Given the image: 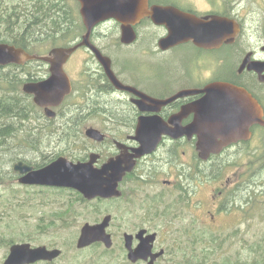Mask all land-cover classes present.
I'll return each mask as SVG.
<instances>
[{
    "label": "flooded vegetation",
    "instance_id": "1",
    "mask_svg": "<svg viewBox=\"0 0 264 264\" xmlns=\"http://www.w3.org/2000/svg\"><path fill=\"white\" fill-rule=\"evenodd\" d=\"M154 5L168 7L172 18L210 22L223 17L234 22L237 30L233 37H228L230 41L217 38L202 42L199 37L183 35L164 49L159 41L169 34L167 27L145 16L135 26V41L123 43L120 39L122 51L133 50L132 46L137 43L140 47L136 52L123 53L122 61L117 64L94 42L104 40L98 29L116 20L103 21L93 29L91 41L112 59V69L126 87L116 86L100 62L82 64L75 83L66 70V63L64 69L72 83L71 93L59 106L52 107L54 116H48L45 108L40 107L44 114L43 125L53 127L49 131L56 132L57 128V131L75 134L94 127L86 126L89 121L100 122L97 129L105 139L94 141L101 147L89 152L86 159L75 160L87 161L90 154L96 152L100 155L96 163L99 167L119 155H135V149L141 145L135 137L137 133H157L159 119L173 129L170 119L181 115V127L173 131L182 135L174 137L163 133L152 151L133 157L132 169L119 182V196L96 198L118 204L123 217V222L119 223L120 228H124L122 242L129 264H147V261L128 259L126 234L132 235V246L137 247L141 231H145L143 237L155 233L153 251L165 250L156 260L157 264L169 252L167 244L160 241L164 227L170 229L167 231L169 239L175 232L179 233L172 239L179 246L207 244L211 238L221 237L218 228L222 215L250 212L255 195L264 194V162L260 172L263 174L257 176L255 166L260 153L254 151L257 138L264 150V125L252 124L250 134L244 137L245 131L228 127L229 119L218 120L221 129L210 132L236 133L240 137L227 143L231 140L229 136H219L221 150L206 157L198 145L199 135L208 132L205 124L210 113L215 109L225 113L236 111L239 106L236 101L246 99L233 94L230 89L234 87L245 90L258 101L264 119V0H149V9ZM145 22L161 31L144 34L139 27ZM81 39L82 36L77 42ZM80 48L93 52L87 46L77 50ZM46 65L49 70L40 80L51 74L50 64ZM70 96L75 99L68 101ZM165 100L168 102H155ZM196 117L203 119V126L188 127ZM208 123L211 122L208 120ZM241 156L247 158L241 161ZM240 165L245 169L240 171ZM207 215L211 224L202 219ZM114 224L112 218L108 227L112 237Z\"/></svg>",
    "mask_w": 264,
    "mask_h": 264
},
{
    "label": "water",
    "instance_id": "2",
    "mask_svg": "<svg viewBox=\"0 0 264 264\" xmlns=\"http://www.w3.org/2000/svg\"><path fill=\"white\" fill-rule=\"evenodd\" d=\"M78 1L80 2V14L86 27V32L82 35V39L79 42L70 46L54 47L48 54L43 55L32 54L25 48L16 46L15 44L0 42V66L12 63L21 65L31 60H42L50 64L51 74L48 78L39 81H27L23 84L24 92L33 95L34 102L38 106L45 108L48 116L55 115L52 107L59 106L72 91V83L64 69V65L81 46H87L93 51L116 86L119 88L126 87L115 75L112 69V59L108 55H105L91 41L93 29L103 21L115 19L119 22L121 41L123 43H132L137 38L135 26L145 16H150L155 24L165 25L169 31V34L159 41V45L164 49L172 41H178L183 35H186V37H199L202 42L217 38L223 41L227 40L228 37H233L237 30V25L234 22H230L223 17H218L210 22L198 21L195 18L188 20H185L184 17L172 18L169 16L171 11L168 7L154 5L149 9V0ZM230 90L233 94L244 96L246 99L243 100L239 97L240 99L236 101L239 105L236 111L231 110L230 113H225L223 110L218 111L215 109L214 112L207 116L205 126L208 132L199 135L200 139L198 143L204 157L208 156L211 152H219L221 150V142L217 141L219 136H229L231 140L227 143L235 140V137L236 139L240 137L236 133L221 134L210 132L221 129L220 125H218V120L229 119L231 122L229 124L226 123L228 127L245 131L244 137H248L245 135L250 134V126L252 124L260 123L264 125L263 110L258 101L245 90L243 91L235 87ZM155 102L163 104L167 103L168 100ZM241 105H244V107L241 108ZM181 118V115H178L170 119L174 130L181 127ZM202 120L201 117H196L188 127H201L203 126ZM208 120L211 123H208ZM140 126H143V124ZM158 128L159 131L155 134L137 133L135 137L141 142V145L135 149V155H119L105 162L100 167L96 166L100 157L99 153L96 152H92L87 161H73L64 155H60L41 167H35L23 160L17 161L13 167L19 174V182L23 185L72 188L79 191L89 200L98 197L110 198L119 196L121 193L118 189L119 182L123 175L132 169L135 162L134 156L152 151L160 141L163 133L174 137L183 134L174 133L173 129L160 119ZM191 133L187 132L189 135ZM86 135L96 141H103L105 139V135L94 127L87 128ZM111 220L112 215L108 214L100 222L94 224L86 222L82 226L77 239V248L83 249L96 242H101L105 247L111 248L114 244L113 237L108 231ZM144 232L141 231L138 234L141 242L137 247L132 246V235H125L128 259L132 262L145 260L147 264H155L156 260L164 254L165 250L161 249L154 252L153 247L156 234H149L143 237ZM62 252L63 250L58 247L50 248L47 245L34 246L29 242L13 243L3 264H35L40 261H54L61 256Z\"/></svg>",
    "mask_w": 264,
    "mask_h": 264
},
{
    "label": "rangeland",
    "instance_id": "3",
    "mask_svg": "<svg viewBox=\"0 0 264 264\" xmlns=\"http://www.w3.org/2000/svg\"><path fill=\"white\" fill-rule=\"evenodd\" d=\"M67 2L73 7L75 15H77V12L80 14V4L78 0H68ZM139 30L144 34H149L152 31H161L158 27H154L149 22H145L144 25L139 27ZM98 32L102 34L104 40L98 41L96 39L94 42L96 41V44L104 50L106 54L113 57L115 63L119 64L123 59L122 54L127 51H122L120 49L122 46L120 42L121 27L118 25V22L112 21L103 24L98 29ZM132 47L133 50L131 51L136 52L137 48L140 47V43ZM52 48H54V46L47 44L43 48L44 54H48ZM131 51H128L127 54L131 53ZM87 62L89 64L99 63L96 56L93 55V52L85 48H80L75 54L73 53V56H71L67 62L66 70L71 78H74L75 83L78 82L76 78H79L78 69L81 68L82 64ZM34 65L36 66L38 74L44 73L45 71L43 70H49L46 63L42 62V60L34 63ZM7 73H12L9 67H0V76H5ZM21 90L24 92L23 85ZM31 98L33 100V95H31ZM74 99L75 98L72 96L70 101ZM37 116L41 117L38 119ZM43 121L44 114L39 107V109L34 112L32 118L26 121V123L17 130L16 136L12 138L9 143V145H11L10 149H0V174L4 177V179H2V177L0 178V264H3L10 252L11 245L6 246V241L11 238L17 239L15 243L29 242L34 246L47 245L50 248H61L63 250V256L58 257L55 260V264H129L127 263V257L122 242L124 228L121 229L119 225V223L123 222V217L116 202H108L104 199H93L92 201L88 200L84 202L79 200L76 193L74 191L73 193L72 190H48L42 192L40 189L41 186L39 185H23L19 182V174L13 167L17 161L12 162L9 160V152L11 150L13 152H21L20 155L22 157L35 160L38 159L39 155L43 152L53 155L64 148L63 145L65 142L62 140L59 142L56 138V134H52L51 137L44 136L43 142H39L40 153H25V151L31 149L30 146H26V144L23 143L27 142L26 134L30 133L29 127L40 126ZM98 123L100 122L96 120L89 121L87 124L85 122L84 124H86V126L92 125L99 128L97 125ZM44 126L47 133H56L55 131L48 130L53 129V127ZM42 130L44 132V128H42ZM84 131L74 134L76 141L71 145V148L78 153L81 152V154L86 152L89 153L92 150H98V147L101 146L95 144L94 139L88 137ZM23 135L25 137H23ZM21 143H23V145ZM254 143L255 154L260 153V156H257L255 166L256 175L258 176L262 171L264 150L260 139H255ZM62 155L68 157L65 154ZM246 158L247 157L241 156L240 160L244 161ZM244 167V165H240L239 170L242 171L245 169ZM262 174L263 172L260 175ZM258 194L259 193L255 195L252 201V204L254 203V208L252 205L250 209L253 208V210L250 212H239L238 214L233 213L221 216L220 228H218V234L221 237L218 240H222L223 244L220 248L212 246L205 250L208 254L205 260H202L204 259L203 252L204 246L209 245L208 242L207 244L205 242V244L198 246H186V244L179 246L176 241L172 240L179 236L178 232L174 231L175 235L169 239L170 232L167 233L169 228L164 227L161 229L160 232L163 235L160 241L163 244H167L169 252L157 264H181L182 261H186L187 259L192 262L191 264H232L238 257L244 258L250 256V262H254L257 257L259 264H264V194ZM210 207L211 201L208 205V208ZM245 207L248 206L246 205ZM62 210H67V214L70 215L66 214L67 216L65 215V217H59L58 212ZM109 213H111L113 223H115L111 227V232L114 237L113 248H107L103 243H100L93 248L86 247L87 249L85 248V250L79 252V248H77V239L80 235L82 226L86 222L91 224L100 222L103 217ZM202 217H204L202 218L203 221L211 224L209 215ZM23 238L24 240H21ZM4 239L5 241H3ZM72 241L74 247L71 246ZM255 246H261V250L259 249L258 252H256L255 249L250 248ZM107 249H111V251L106 252ZM186 254L190 257L187 258ZM191 255H201L202 259L199 260ZM35 264H45V261Z\"/></svg>",
    "mask_w": 264,
    "mask_h": 264
},
{
    "label": "trees",
    "instance_id": "4",
    "mask_svg": "<svg viewBox=\"0 0 264 264\" xmlns=\"http://www.w3.org/2000/svg\"><path fill=\"white\" fill-rule=\"evenodd\" d=\"M67 1L68 0H0V42L15 44L16 46L25 48L32 54L38 55L44 54L43 48L47 44L54 47L73 45L81 38L82 34L86 31V28L80 14L77 12V15H75L73 7L69 5ZM39 61L40 60H31L21 65L12 63L3 66L6 68L9 67V69L12 70V73L0 76V149H10L11 145H9V143L11 139L16 136L17 130L20 129L26 121L30 120L34 112L39 109L32 100L31 95L26 94L21 90V87L25 82L37 81L42 78L41 75L43 73L38 74L36 66L34 65V63ZM71 97L72 96L67 98V100L70 101ZM37 117L39 119L41 116ZM40 126L29 127L30 133L26 134V141L28 143H23L26 144V146H30L31 149L25 151V153H40L39 142H43L44 136L51 137L52 134H56L58 141L62 140L65 142L63 145L64 148L53 155L43 152L39 155L38 159L35 160L22 157L20 155L21 152H13L11 150L9 152L10 161L23 160L36 167H40L51 162L54 158L62 154L67 155L72 160H84L87 158V152L81 154V152L78 153L71 148V145L76 141L74 134L67 133L64 130L56 131V133H47L43 123ZM42 128H44V132ZM23 137L25 136L23 135ZM23 143L21 144L23 145ZM1 177L0 174V178ZM2 179H4V177H2ZM40 189L42 192L48 190H72V192L74 191L76 193L79 200L84 202L88 201L80 192L71 188L41 186ZM67 213V210H62L61 212H58V216L65 217ZM16 240V238H11L6 241V246L12 245ZM21 240H24V238ZM3 241H5V239ZM98 244L100 243L92 244L89 248H93ZM208 244V246H204V259L201 258V255L191 256L198 258L199 260H205L206 257H208L205 250L212 246L220 248L223 243L222 241L218 242L217 238H211V241H208ZM71 246L74 247L73 241ZM250 248L255 249L256 252H258L259 249L261 250V246ZM78 250L80 252L85 250V248ZM110 251L111 249L106 250V252ZM62 256L63 253L60 257ZM186 257L189 258L190 256L186 254ZM250 259L251 256L244 258L238 257L232 264H259L257 257L254 262H250ZM55 260L46 261L45 264H55ZM186 261H188V259ZM186 261H182L181 264L192 263Z\"/></svg>",
    "mask_w": 264,
    "mask_h": 264
}]
</instances>
